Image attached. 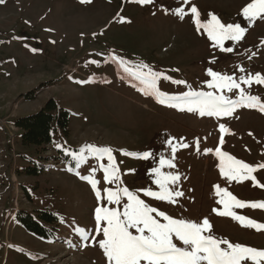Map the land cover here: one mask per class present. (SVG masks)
I'll return each instance as SVG.
<instances>
[{"label":"rangeland","instance_id":"374dc122","mask_svg":"<svg viewBox=\"0 0 264 264\" xmlns=\"http://www.w3.org/2000/svg\"><path fill=\"white\" fill-rule=\"evenodd\" d=\"M250 2L5 0L0 4V264H108L98 244L103 235L95 231L94 210L107 206L123 211L126 198L120 205L104 199L103 189L116 190L117 185L104 181L99 165L107 164V157L99 160L91 156L89 145L112 150L119 168V186L135 192L149 206L176 219L201 222L206 217L212 227L205 235L264 250V230L242 227L231 217L213 212L214 208L224 210L217 203L221 197L215 194L216 185L241 201H264V187L254 186V181L229 182L222 177L215 154L219 147L251 166L264 165V113L248 107H237L231 116L219 117L200 116L186 108L181 111L169 107L167 101L161 104L155 96L145 95L134 75L147 72L148 68L140 67L147 65L153 72L171 77L157 81L160 91L169 95L195 91L238 99L237 89L229 92L208 86L212 77L207 70L211 69L232 76L246 94L258 96L264 103V84L255 83L256 74L264 77V19L250 22L242 15ZM192 6L197 8L201 23L215 15L225 25L240 24L246 29L241 40L223 42L232 52L221 50L203 28L197 29ZM177 8L184 9L183 18L175 13ZM121 17L126 22L122 23ZM113 55L124 64L112 61ZM241 77H251L253 83L249 86ZM176 80L186 83L172 82ZM49 98L71 112L69 134L55 132L47 152L23 146L15 121L38 111ZM221 124L227 129L223 134ZM170 139L172 145L167 143ZM81 148L85 149L86 162L76 167L69 153H79ZM205 149L213 151L205 153ZM125 152H150L152 156L144 160ZM61 154L69 159L52 157ZM39 155L44 156L45 168L36 177L24 169L34 164L31 158L38 162ZM161 157L172 159L175 165L161 171L180 177L169 184L172 191L183 192V196L174 197V204L141 191L160 190L152 170L160 167ZM93 168L100 182V201L91 185L80 179L92 174ZM252 175L264 185V167ZM48 208L61 218L55 239L37 238L13 219L18 209L36 212ZM232 210L264 224V209L232 205ZM76 229H84L88 239Z\"/></svg>","mask_w":264,"mask_h":264},{"label":"snow or ice","instance_id":"6c2138e0","mask_svg":"<svg viewBox=\"0 0 264 264\" xmlns=\"http://www.w3.org/2000/svg\"><path fill=\"white\" fill-rule=\"evenodd\" d=\"M81 2L90 3L91 0H81ZM133 2L140 4H149L153 0H133ZM5 0H0V4H4ZM191 13L196 17L197 29L203 28L210 40L221 50L232 52V48H224L223 42L225 40L239 41L246 32L240 24L225 25L215 15L207 23H201L199 20V13L195 6L190 9ZM175 13L181 18L186 14L183 8H177ZM242 15L250 22L257 19H264V0H252L242 9ZM121 22H126L121 17ZM35 51V50H34ZM110 59L120 65L124 64L122 58L115 55ZM95 63V61H92ZM141 68H148L147 72L139 71L134 73L136 78L141 82L142 91L145 95L155 96L158 103L164 104L168 102L169 107L178 108L188 112H198L200 116H231L237 107L258 108L264 113V103L260 102L258 96L246 94L241 88L240 83L232 76L222 75L214 72L211 69L207 70V75L212 77L209 82V87H216L218 89H227L229 92L233 89L239 90L238 99H230L224 95H214L212 92H195L189 91L181 95H169L160 91L157 86V81L161 78L170 80L168 77L160 72H153L147 65H141ZM125 71H128L125 68ZM243 71V69H241ZM243 83L249 86L253 83L251 77L245 79L241 77ZM86 82V81H85ZM176 84H184L185 81H172ZM84 83V82H82ZM255 83L264 84V77L256 74ZM227 129L225 125H220V132L223 134ZM223 135L220 143L223 144ZM172 145L173 141H167ZM199 142L197 141V151ZM182 147H188L187 144H182ZM91 156L99 160L107 157V164L101 163L100 169L104 173V181L108 184H116V190L112 188H104V199L108 204L120 205L122 198H126L123 203V211H118L115 208L107 206H97L94 210L97 234L103 235V239L98 241L99 247L103 250L107 258L108 264H242V262L251 261L252 264H260L264 260V250L252 248L250 246L241 245L239 243L233 244L227 239L216 238L213 235H205V232H211L210 221L205 217L201 222L189 221L185 219H176L165 212L158 210L155 207L149 206L143 199H141L135 192L130 191L127 187H120L119 168L115 164V159L112 155V150L107 147L96 148L94 146H87ZM84 148L79 150V153H69L76 161V167L86 162L84 156ZM213 149H205V153L212 152ZM176 148H172V158H175ZM215 154L220 160L218 165L221 176L231 182L236 180L241 182L243 180L254 181V186L264 187L256 181V177L252 175L257 168L264 167V165L251 166L243 161L237 160L226 152H222L219 147L215 149ZM125 155L138 156L141 159L147 160L152 156L150 152L143 153H128ZM160 167L153 169L156 179L155 184L158 185L159 191L151 189H142L141 191L147 197H152L158 201H167L168 203H175L174 197L183 196V192L172 191L169 184H175L180 177L171 173H163L161 168L167 166L169 168L175 167L172 159L160 158ZM72 171V168L68 169ZM243 170L244 175H241ZM96 169H92V174L88 176H80V179L87 181L97 198V201L102 199L101 191L98 188L100 183L95 179ZM78 176L79 172L76 173ZM215 187V194L221 199L217 201L218 204L224 206V210L213 209L219 216L231 217L233 220L240 222L242 227L253 228L257 231L264 230V224L254 221L248 217L238 215L232 210V205L235 208H258L264 209V201L245 202L239 200L227 189L220 188L219 185ZM231 202V204L229 203ZM155 214V215H153ZM157 217L162 218L166 223L160 222ZM105 222L106 226L101 227V223ZM135 230L136 234H133ZM79 235L87 240L88 233L84 229H76ZM176 241L182 243L183 246H177ZM95 240V237H92ZM226 247H221V245ZM87 246V245H85Z\"/></svg>","mask_w":264,"mask_h":264},{"label":"trees","instance_id":"16d2710c","mask_svg":"<svg viewBox=\"0 0 264 264\" xmlns=\"http://www.w3.org/2000/svg\"><path fill=\"white\" fill-rule=\"evenodd\" d=\"M71 122L69 109L60 105L55 98H49L38 111L18 118L15 121V125L21 131L20 140L23 146L36 147L38 151L47 152L54 143L53 134L57 131L66 135L69 134ZM39 157L38 162L31 158L30 161L34 164L24 169L26 173L36 177L43 173L45 166L42 164L41 159L44 156L39 155ZM52 157L58 160L69 159L68 156H62V154ZM13 219L28 233L42 240L55 239L61 221V218L49 208L37 210L36 212L18 209L14 213Z\"/></svg>","mask_w":264,"mask_h":264}]
</instances>
